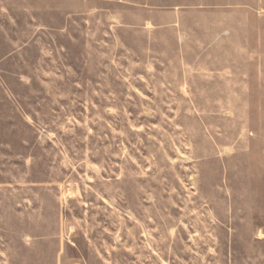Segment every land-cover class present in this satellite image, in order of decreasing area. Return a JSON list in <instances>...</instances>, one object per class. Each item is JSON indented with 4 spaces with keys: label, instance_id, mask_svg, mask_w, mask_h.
Masks as SVG:
<instances>
[{
    "label": "rangeland",
    "instance_id": "rangeland-1",
    "mask_svg": "<svg viewBox=\"0 0 264 264\" xmlns=\"http://www.w3.org/2000/svg\"><path fill=\"white\" fill-rule=\"evenodd\" d=\"M0 264H264V0H0Z\"/></svg>",
    "mask_w": 264,
    "mask_h": 264
}]
</instances>
